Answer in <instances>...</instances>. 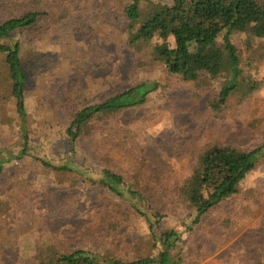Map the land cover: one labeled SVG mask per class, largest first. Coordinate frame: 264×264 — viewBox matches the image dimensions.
Masks as SVG:
<instances>
[{
    "label": "rangeland",
    "instance_id": "rangeland-1",
    "mask_svg": "<svg viewBox=\"0 0 264 264\" xmlns=\"http://www.w3.org/2000/svg\"><path fill=\"white\" fill-rule=\"evenodd\" d=\"M127 4L128 0H0V22L30 9L50 12L40 21L39 31L17 37L23 60L31 52L39 54L24 98L26 128L32 154L54 165L71 163V168L78 170L43 168L29 158L3 167L0 201L8 214L0 216V240L4 243L0 264H28L35 250L43 246L60 253L74 249L107 253L124 261L155 256L157 248L152 246L144 220L132 219L127 202L94 181L102 169L131 177L144 153L143 175L154 173L155 181L163 186L158 192H162L164 206L158 208L166 216L156 232L178 233L175 244L180 264L264 261V159L240 182L239 194L219 203L192 229L184 220L186 210L172 205L175 187L190 174L194 151L215 143H231L241 149L260 143L264 40L248 42L245 35L233 34L241 76L246 83L249 77L256 89L249 96L230 98L228 111L214 118L210 105L218 99L221 81L201 78L185 82L171 76L163 64L147 62L155 45L172 46V38H153L140 54L145 64L139 65L126 42L128 22L123 9ZM140 9L142 21L151 16L145 2L140 3ZM65 10L68 17L60 19ZM139 83H157L159 87L142 107L110 120L94 121L70 147L67 96L79 97L77 105L82 107ZM6 84L0 81V91ZM15 104L9 93L0 92V147L13 154L22 142ZM132 142V149L128 148ZM143 175L140 177L145 179ZM107 198L113 200L111 206L125 210L122 220L127 224L116 229L118 223L110 221L116 208L101 207ZM89 227L93 235H88Z\"/></svg>",
    "mask_w": 264,
    "mask_h": 264
},
{
    "label": "trees",
    "instance_id": "trees-1",
    "mask_svg": "<svg viewBox=\"0 0 264 264\" xmlns=\"http://www.w3.org/2000/svg\"><path fill=\"white\" fill-rule=\"evenodd\" d=\"M141 2H145L151 10V16L145 21L141 17ZM49 13L30 9L0 22V81L7 82L6 88L0 92L9 93L15 99L22 141L21 148L15 154L0 147V173L5 165L25 158L36 161L43 168L78 173L77 169L71 168V163L54 165L46 158L32 154L34 149L31 148L26 128L24 98L30 76L39 63V54L31 52L23 60L17 37L24 32L39 31L40 21L50 16ZM123 14L128 22L126 42L137 56L139 65L145 64L146 60H142L140 54L153 38L162 41L172 38V46L165 43L155 45L147 62L163 64L171 76H177L185 82H199L201 78L221 81L218 99L210 105L214 118L228 111V101L233 96L246 97L255 91L254 82L246 77V83L241 76L242 70L232 36L234 33L245 35L248 42L264 40V0H171L170 4L158 0H128ZM65 17H68L67 10L59 16L60 19ZM74 22L72 18V24ZM72 24L66 23L70 27ZM158 87L157 83H139L128 90L105 96L97 104L82 107L77 105L79 97L67 96L65 102L69 103L71 122L66 134L70 147L74 146L78 136L86 133L94 121L110 120L127 110L142 107L148 95ZM261 127V141L251 149H241L231 143H215L194 151L190 174L175 187L176 192L171 198L173 206L186 210L184 220L188 223V229L197 225L219 203L241 192L240 182L264 159V125ZM104 129L111 132L107 127ZM132 145L133 142L128 148L132 149ZM145 158L144 153L139 167L129 178L120 172L102 169L94 181L100 182L121 201H126L132 211V219L138 217L144 220L152 246L157 248L155 256H138L124 261L107 253H92L81 249L60 253L50 246H43L35 250L28 264H180V250L175 244L179 239L178 233L174 230L156 232L160 221L166 216L158 208L160 204L164 206L162 192H158L163 186L155 181L154 173L143 175ZM112 202V199L107 198L101 207L116 208L110 221L118 223L117 229L127 224L125 219L122 220L126 215L125 210L122 212L119 206H111ZM5 208L0 201V216L8 214ZM118 211H121L120 215ZM88 229V235H93V228ZM3 247L4 243L0 240V250ZM251 264H264V261H253Z\"/></svg>",
    "mask_w": 264,
    "mask_h": 264
}]
</instances>
